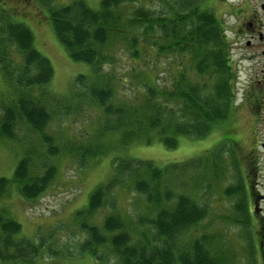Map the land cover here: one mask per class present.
<instances>
[{
  "label": "trees",
  "instance_id": "1",
  "mask_svg": "<svg viewBox=\"0 0 264 264\" xmlns=\"http://www.w3.org/2000/svg\"><path fill=\"white\" fill-rule=\"evenodd\" d=\"M57 1L38 0L70 58L92 67L90 74L75 78L69 99L46 90L36 94V87L52 80V63L36 48L31 28L0 7V71L16 98L7 103L0 95V137L17 140V129L26 125L40 135L46 152L42 161L35 149L26 150L13 177H0V264H40L44 242L23 236L21 223L1 200L16 190L36 201L57 175L51 158L67 150L86 166L106 154L104 140L112 133L119 134L122 146L159 140L175 148L182 136L207 137L236 107L229 42L214 2L163 0L156 8L143 0H102L94 9L84 0ZM47 101H63L64 116L85 105L84 110L99 108L102 124L94 142L63 146L48 134L55 114ZM225 146L214 148L211 158L165 167L149 160H115L113 177L75 213L86 233L80 254L106 263L108 247L120 264H236L227 243L216 244V233L206 224L200 227L211 210L210 182L226 174L219 152ZM129 186L140 196L133 215L115 212L98 222V212L117 209V190ZM233 188H225L228 197L243 196V189ZM235 209L243 218L237 220L231 211L233 222L245 225L243 199ZM250 264L258 262L253 258Z\"/></svg>",
  "mask_w": 264,
  "mask_h": 264
},
{
  "label": "rangeland",
  "instance_id": "2",
  "mask_svg": "<svg viewBox=\"0 0 264 264\" xmlns=\"http://www.w3.org/2000/svg\"><path fill=\"white\" fill-rule=\"evenodd\" d=\"M73 1L75 0H58L57 4L67 5ZM84 1L92 8L98 9L102 0ZM143 3L160 8L164 1L143 0ZM0 7L13 13L15 21L22 22L31 28L35 36L36 48L52 63L54 68L52 80L44 87H36V94L46 90L55 97L69 99L74 89L75 78L80 74H90L91 65L70 58L57 38L49 17L40 9L38 0H0ZM16 57L18 60L22 58L20 54ZM0 95L7 103L11 99L16 100L13 90L5 82L1 71ZM63 103L62 101L58 106L47 101L55 115L46 132L56 137L63 146L72 142L93 143L96 131L102 124V111L95 106H88V110H84L85 105L81 111L73 109L70 115L64 116L61 109ZM217 126L203 139L180 137L179 144L175 148H169L159 140H155L152 144L133 143L122 146L119 143V134L112 133L104 140L106 154L97 160L91 159L86 166L79 164L73 155L64 150L56 158L50 159L51 164L57 167V175L49 188L36 201L29 202L13 190L2 198V205L9 207L11 215L21 223L23 236L44 242L45 248L43 257L39 258L40 264H120L114 255L109 256L111 251L108 247L104 248V252L107 251L106 258L108 257L106 263L98 262L89 254H80L78 247L86 233L79 228L78 222L74 219L75 213L88 204L92 191L98 185L106 183L113 177L115 160H149L159 167H165L172 163L191 161L196 158L203 160L211 158L214 148L221 144L218 141L220 135L215 132ZM240 130L245 132L246 129L240 127ZM242 148L244 149V145ZM29 149H35L42 161L46 158L40 135L26 125L17 129V140L0 137V177L11 179L20 160ZM219 152L222 158L220 163L227 166L226 174L210 182L213 192L211 210L209 218L207 217L200 227L206 224L210 230L208 232L216 233V244H221V241L227 243L226 249L236 256L233 263L250 264V259L253 260L252 251L249 248L250 229L242 223H234L231 214L233 211L237 220L240 217L243 218L242 213L239 211V214L235 208L240 200H245L244 192H242L244 197L240 195L239 199L238 195L228 197L224 192L225 188L229 186L233 188L238 183L235 154L232 153L229 145ZM197 192L200 195V190ZM116 197L120 203L118 208L111 209L105 205L107 207L97 214L98 222H101L106 215L115 212H122L124 217L132 216L140 202V196L132 189L130 190V186L119 188ZM54 251L57 253H53ZM257 262L264 264L263 260H257Z\"/></svg>",
  "mask_w": 264,
  "mask_h": 264
},
{
  "label": "flooded vegetation",
  "instance_id": "3",
  "mask_svg": "<svg viewBox=\"0 0 264 264\" xmlns=\"http://www.w3.org/2000/svg\"><path fill=\"white\" fill-rule=\"evenodd\" d=\"M210 1L229 42L236 99L229 119L215 132L220 143L233 148L239 175L236 186L245 196L249 248L253 258L264 261V0Z\"/></svg>",
  "mask_w": 264,
  "mask_h": 264
}]
</instances>
